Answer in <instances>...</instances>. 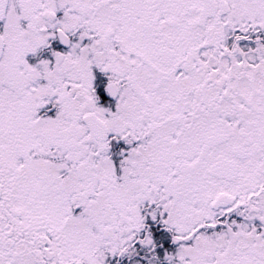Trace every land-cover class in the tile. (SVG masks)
I'll use <instances>...</instances> for the list:
<instances>
[{
    "label": "snow or ice",
    "instance_id": "obj_1",
    "mask_svg": "<svg viewBox=\"0 0 264 264\" xmlns=\"http://www.w3.org/2000/svg\"><path fill=\"white\" fill-rule=\"evenodd\" d=\"M0 264H264V0H0Z\"/></svg>",
    "mask_w": 264,
    "mask_h": 264
}]
</instances>
